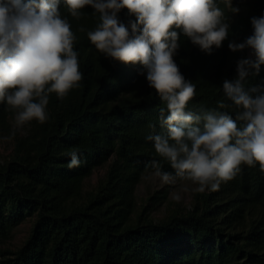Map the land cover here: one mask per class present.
Listing matches in <instances>:
<instances>
[{
  "label": "trees",
  "instance_id": "1",
  "mask_svg": "<svg viewBox=\"0 0 264 264\" xmlns=\"http://www.w3.org/2000/svg\"><path fill=\"white\" fill-rule=\"evenodd\" d=\"M228 1L216 3L229 17V38L211 55L180 34L174 60L197 86L188 110L214 108L224 96L223 81L234 80L237 61L250 56L247 50L233 53L228 44L253 34L250 21L264 16V0H240L244 7L236 18ZM60 10L76 35L82 80L63 100L51 94L48 119L26 124V133L11 139L10 156L0 159V264H264V173L258 164L242 165L218 191L197 192L189 207L170 208L161 220L151 214L168 191L148 197L138 211L136 190L152 171L151 161L174 174L146 140L162 132L160 98L142 65L114 61L90 43L94 9L74 18L61 0ZM118 17L125 24L135 20L127 9ZM262 82L264 66L247 83ZM13 116L0 102V143L12 132ZM73 150L81 165L69 169ZM101 168L105 174L86 190ZM29 219L34 222L23 245L4 248Z\"/></svg>",
  "mask_w": 264,
  "mask_h": 264
},
{
  "label": "clouds",
  "instance_id": "2",
  "mask_svg": "<svg viewBox=\"0 0 264 264\" xmlns=\"http://www.w3.org/2000/svg\"><path fill=\"white\" fill-rule=\"evenodd\" d=\"M60 5L61 0H0V102L14 113L5 140L32 121L43 124L50 95L63 100L82 80L76 35ZM64 5L74 18L86 7L94 9L97 22L87 31L90 43L114 61L142 65L146 72L141 74L160 98L162 132L146 140L174 174L153 159L146 179L164 184L179 180L181 187L171 193L179 201L180 192L218 191L242 165L258 164L264 173V82L247 83L264 66V16L251 18L253 34L243 42H229L233 53L250 49L251 54L237 61L234 80L223 81V98L214 108L188 110L197 86L182 75L174 55L181 33L209 55L213 46H223L231 25L216 0H64ZM228 7L232 14L240 11L231 3ZM123 9L135 20L122 22L118 14ZM80 165L73 150L67 167Z\"/></svg>",
  "mask_w": 264,
  "mask_h": 264
},
{
  "label": "rangeland",
  "instance_id": "3",
  "mask_svg": "<svg viewBox=\"0 0 264 264\" xmlns=\"http://www.w3.org/2000/svg\"><path fill=\"white\" fill-rule=\"evenodd\" d=\"M229 3H231L233 7L239 8L240 10H242V8L244 7V3H242L240 0H229L228 4ZM232 16L236 18L237 14H232ZM246 50L251 54L250 49H246ZM11 124L13 128L14 116L12 117ZM26 128L27 125H25L22 130H18L17 132L24 135L26 133ZM12 149H13L12 140L3 139L2 142L0 143V159L3 161L6 160L10 156ZM105 172H106V168H101L96 170L93 176L89 180H87L85 189L91 190L92 188H94L98 180L105 174ZM148 175L149 174H146L143 177L142 181L140 182L136 190L138 211H140L142 207L146 205L148 197L154 195L158 191H168L169 196H168V200L165 203L159 205L151 214L152 218H154L155 220L163 219L170 208H173L177 205H180L182 207H189L193 202L194 196L197 192H193L191 190H189L186 193L180 192L181 199L179 201H176L171 198V193H173L174 191H178L179 188L181 187L180 181L177 182L176 184H164L158 178L146 179L145 177H147ZM186 183L189 189L194 187V185H191L189 182ZM33 222L34 219H29L23 224H21L19 227H17L13 231L12 239L9 241V243L3 245V247L16 250L20 246H22L30 234Z\"/></svg>",
  "mask_w": 264,
  "mask_h": 264
}]
</instances>
